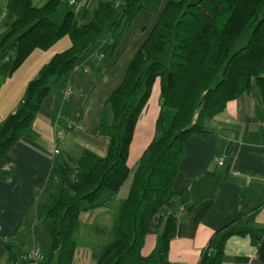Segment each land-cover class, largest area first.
<instances>
[{
	"label": "trees",
	"instance_id": "1",
	"mask_svg": "<svg viewBox=\"0 0 264 264\" xmlns=\"http://www.w3.org/2000/svg\"><path fill=\"white\" fill-rule=\"evenodd\" d=\"M60 1L47 0L41 6L33 5L32 0L6 2V27L0 39V59L6 60L0 65V83L33 52L47 51L63 39L69 45L40 68L27 84L18 108L1 123L0 158L25 136L51 87L103 38L110 36L109 50L113 49L133 19L150 11L156 0H121L118 6L113 0H94L89 21L81 25L68 1L61 22L52 20ZM263 9L264 0H170L165 4L122 83L106 101L111 113L109 126L103 127L111 139L107 155L85 154L74 167L59 159L53 167L51 182L55 186L39 212L50 237L49 247L42 250V264H72L80 215L105 207L130 176L129 193L115 208L111 227L92 229L96 235L110 238L107 245H100L95 264H151L154 257L159 264H168L179 197L172 191V183L185 155V144L192 136L208 135L203 123L252 88L264 111ZM246 35L248 41L240 47ZM169 46L170 58L163 64L160 57ZM157 79L161 103L156 136L131 171L127 157L133 131ZM150 213L162 232L159 248L144 257L141 248ZM243 219L240 215L217 230L198 264H220L225 241L247 233L238 226ZM6 248L8 264L21 261L26 254L19 258L10 244Z\"/></svg>",
	"mask_w": 264,
	"mask_h": 264
},
{
	"label": "crops",
	"instance_id": "2",
	"mask_svg": "<svg viewBox=\"0 0 264 264\" xmlns=\"http://www.w3.org/2000/svg\"><path fill=\"white\" fill-rule=\"evenodd\" d=\"M46 1L32 3L41 6ZM76 2L78 6L72 10L81 25L89 21L94 0ZM167 2L157 1L150 11L140 12L113 49L109 50L111 38L107 36L83 55L51 87L25 136L0 158V264H8L7 244L19 258L40 247L35 228L40 209L52 191L51 174L59 159L68 160L74 167L85 154L98 158L107 155L111 139L104 128L110 124L111 113L106 101L122 83L129 63ZM68 45V40L63 39L47 51L33 52L11 77L2 81L0 125L18 108L27 84L40 68ZM5 60L0 59V65ZM67 89L70 92L66 98ZM160 103L157 79L133 131L127 157L131 171L156 136ZM203 126L209 134L192 136L187 141L172 183V191L179 197L174 210L177 225L168 245L167 262L198 264L212 235L243 215L238 226L247 233L225 241L220 264H264V111L256 89L229 101L222 112L207 119ZM59 132L64 137L58 144L60 154L55 155ZM131 182L132 176L105 207L83 212L78 232L91 230L97 223L110 228L112 204L127 197ZM161 232L162 226L150 213L142 256L148 257L159 248ZM91 248L77 243L72 264H95L97 254ZM151 264H159L156 257Z\"/></svg>",
	"mask_w": 264,
	"mask_h": 264
},
{
	"label": "rangeland",
	"instance_id": "3",
	"mask_svg": "<svg viewBox=\"0 0 264 264\" xmlns=\"http://www.w3.org/2000/svg\"><path fill=\"white\" fill-rule=\"evenodd\" d=\"M37 1L38 0H33L34 3H37ZM67 1L68 0H61L60 1V5H59L58 9H57L56 13L54 14V16L52 17V20L55 23H57V24L61 22L59 19H62V17L64 16V14L66 13V11L68 9ZM75 1H77V0H75ZM113 1H115V6H118L120 4V2H121V0H113ZM157 1L161 2V1H164V0H156L154 2V4L152 5V7L154 5H156ZM165 1H169V0H165ZM6 2H7V0H0V35H2V33L4 32V29L6 27L5 26L6 25V22H5V12H6L5 11V5H6ZM94 6H95V2H94L93 7ZM93 7H91L90 12L92 11ZM261 15H262V17H264V9H263ZM57 21H59V22H57ZM248 38H249V35H246L245 38L240 43V47L244 46L247 43ZM171 49H172L171 46L167 47L166 53L163 54L160 57V61L163 64H167L168 63L169 58H170ZM50 185L53 188L55 186V184L53 182H51ZM117 205L118 204H116V203L112 204L111 212H110V215H109L110 218L112 217L111 219H113L115 217L114 212H115V208L117 207ZM105 219H106L105 220V222H106L109 218L107 219V217H106ZM36 225L37 226L35 228V232L37 234V239H38L39 245H40V247H36V248H39L40 250H43L45 252L48 244L50 243V237H49V233H48L47 223H42L41 220H40V217H39ZM82 227L84 228V230L86 229V226H82ZM94 227L104 228L105 225L97 223L96 225L93 226V228ZM80 235H82V236L80 237ZM74 240L77 243L86 244L87 247H89V248H91V246H92V248L95 249L94 252H93L95 255L99 253V251L101 250L103 245H107L110 242V238H108L106 236L96 235L92 231V229L89 230V228H88V230L83 231V233H80V232L76 233L75 236H74ZM101 244H103V245L99 248V245H101Z\"/></svg>",
	"mask_w": 264,
	"mask_h": 264
},
{
	"label": "built area",
	"instance_id": "4",
	"mask_svg": "<svg viewBox=\"0 0 264 264\" xmlns=\"http://www.w3.org/2000/svg\"><path fill=\"white\" fill-rule=\"evenodd\" d=\"M68 5L76 7V6H78V3L75 0H68ZM69 92H70L69 89H67L65 91V97L66 98L69 95ZM63 137H64V135L62 132H59L56 135L55 150H54L55 155L60 154V151L58 149V144L61 142ZM44 259L45 258H44V254H43L42 250H40L39 248H33L28 253H26L24 255V257L22 258L21 261H19V262L13 261L10 264H42L44 262Z\"/></svg>",
	"mask_w": 264,
	"mask_h": 264
},
{
	"label": "water",
	"instance_id": "5",
	"mask_svg": "<svg viewBox=\"0 0 264 264\" xmlns=\"http://www.w3.org/2000/svg\"><path fill=\"white\" fill-rule=\"evenodd\" d=\"M197 118V116H195V119Z\"/></svg>",
	"mask_w": 264,
	"mask_h": 264
}]
</instances>
